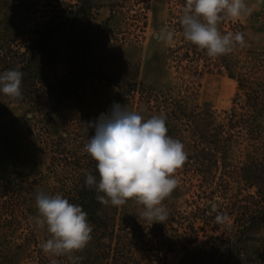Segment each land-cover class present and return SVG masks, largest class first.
<instances>
[{"label": "rangeland", "instance_id": "rangeland-1", "mask_svg": "<svg viewBox=\"0 0 264 264\" xmlns=\"http://www.w3.org/2000/svg\"><path fill=\"white\" fill-rule=\"evenodd\" d=\"M88 1L91 15L82 9L81 25L73 32L79 51L72 53L68 41L54 37V58L38 68L40 79L49 80L80 72L54 112L51 128L46 129L40 111H30L27 104L33 102L40 110L50 106L39 80L28 82L39 87L32 101L23 97L26 103H19L0 94V139L14 149L5 163L12 186L0 194V264H50L51 259L73 264L66 256L43 252L50 234L36 224L35 195L60 193L71 202L82 172L72 163L84 157L85 136L95 133L89 125L114 102L145 118L162 115L167 134L183 143L187 159L175 173L177 188L163 202L168 212L164 223L154 226L141 218L142 206L132 200L115 211V206L106 208L111 225L102 233L90 223L92 239L79 264H181L186 250H209L208 238L223 235L233 219L241 217L240 206L255 190L246 187L241 167L247 155L261 156L264 117L251 122L250 114L240 113L231 119V109L240 103L234 101L236 80L206 52L201 59L187 58L182 55L185 46L176 48L183 40L179 21L186 0ZM46 2L0 0V44L22 50L28 28L48 9ZM245 3L249 15L239 21L225 17L218 28L245 34V45L232 52L235 62L241 63L246 51L256 52V59L264 62V0ZM163 29L173 31L171 44L161 39ZM24 79L21 86L27 85ZM78 108L84 111L79 116ZM90 189L94 219L98 205L96 191ZM218 215L226 217L224 222L217 221ZM257 217L254 230L236 242L225 264H264V212Z\"/></svg>", "mask_w": 264, "mask_h": 264}, {"label": "clouds", "instance_id": "clouds-1", "mask_svg": "<svg viewBox=\"0 0 264 264\" xmlns=\"http://www.w3.org/2000/svg\"><path fill=\"white\" fill-rule=\"evenodd\" d=\"M250 9L245 0H186L180 17L184 38L208 57L216 58L245 45L242 32L222 33L218 25L225 17L234 21L244 19ZM161 39L171 44L174 33L161 30ZM23 73L19 69L0 73V93L19 101L22 97ZM95 129L84 151L96 161L99 179L86 172L85 185L94 188L102 205L120 207L129 200L142 206L141 218L164 223L168 218L163 202L177 188L175 173L187 159L184 145L169 136L162 115L145 118L119 103H113L108 113H101L89 125ZM103 193V195H101ZM38 212L36 224L46 227L50 237L42 250L51 257L66 256L76 261L92 239L93 227L82 206L70 203L62 194L38 191L35 195ZM218 222L226 217L217 216ZM50 264H57L51 259Z\"/></svg>", "mask_w": 264, "mask_h": 264}, {"label": "trees", "instance_id": "trees-1", "mask_svg": "<svg viewBox=\"0 0 264 264\" xmlns=\"http://www.w3.org/2000/svg\"><path fill=\"white\" fill-rule=\"evenodd\" d=\"M46 4L48 5V9L42 11L41 20L35 21L28 28L26 32L27 38L20 44L22 50H13L8 46L0 44V73L6 70L19 69L23 73L24 81L27 82L26 86H21L22 97L28 98V100H31L34 94L37 93L36 91L39 90V87L36 88L37 85L35 83L30 86L28 82L31 80L37 82L39 80L38 82L41 83L40 90L43 92V100L50 106L42 107L40 110L39 108H34L33 102H27V104L31 108L30 111H40L42 115L41 122L45 125L44 127L46 129H49L53 124L54 112L58 109L60 103L63 102L64 97L68 96L69 85L78 77L80 72L77 71V74H73V78L67 76L66 79L55 78L49 80L45 78L40 79L38 68L39 66H44L47 60H50L52 57L54 58L56 47L50 46L52 43L51 39L54 37L68 41L71 52L79 51L80 43L77 41L73 32L79 27V12H82V9L88 10V14L91 15V9H89L88 0H76L75 4H64L61 0H47ZM75 7L76 9H73ZM232 32L223 30L224 34ZM73 42L76 44L73 45ZM183 46H185V51L182 55L187 58H190L192 55L201 59L203 53L206 52V50H201L187 41L184 36L181 44H178L176 48H184ZM257 56L258 54L256 52L246 51L241 63L235 62L232 52L224 56L216 57L215 59L214 64L219 69L224 70L230 78L235 79L237 82V93L234 101L239 100L240 103L237 108L233 107L231 109L229 115L231 119L240 113L250 114L251 122H255L257 119L264 117V76L261 75L264 62L257 60ZM28 89H31V92ZM22 99L17 102L26 103ZM41 106H44V104ZM76 113L79 116L84 111L78 108ZM78 119H81V117H78ZM89 137V134L85 136L87 142ZM87 142L82 143L85 145ZM259 148L261 156L259 158H249L247 155L246 163L241 167L240 176L246 181V187L255 188L253 194L246 195V203L240 206V209L244 207L243 212L240 213L241 217L238 218L236 216L231 226L221 233L223 235H213L208 238V242L210 243L209 250H186L181 264H209L211 262L225 264L231 261L229 257L234 253L236 242L246 239L254 230L256 219L259 222V217H257L258 213L264 212L260 211L264 209V181L261 180L262 175H264V165H260V163L264 164V141L260 142ZM13 150L9 142L4 141L3 138L0 139V194L12 186L13 180L8 170H6L5 163L10 162L13 158ZM83 152L84 157H79L76 162L72 163L74 167L80 168L82 172L80 173L78 184L75 185V195L72 197L70 203L82 206V209L88 214L90 223L97 230L105 233L111 225L109 213L106 211V208L112 206L102 205L97 200L98 212L93 219V213L91 212V203L93 200L89 196L92 189L89 190V187L85 185V173L91 172L97 179H99V174L96 169L97 162L85 151ZM63 160L65 161V158ZM259 161L261 162L258 163ZM115 209L116 207L113 208L114 211ZM157 224L159 222H154V226H157ZM74 255L82 257V259L84 258L83 252H78ZM82 259L76 261L75 264H79ZM68 260L70 259L68 258Z\"/></svg>", "mask_w": 264, "mask_h": 264}]
</instances>
